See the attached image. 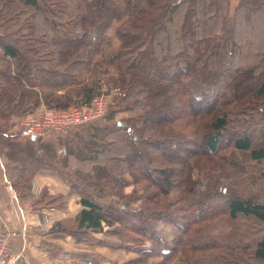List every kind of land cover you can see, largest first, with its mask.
Listing matches in <instances>:
<instances>
[{
    "label": "trees",
    "instance_id": "trees-1",
    "mask_svg": "<svg viewBox=\"0 0 264 264\" xmlns=\"http://www.w3.org/2000/svg\"><path fill=\"white\" fill-rule=\"evenodd\" d=\"M227 3L0 0V149L20 164L18 198L32 195L28 177L58 169L81 193L69 232L149 241L133 264L179 253L186 264H264V199L244 185L264 179V0L222 16ZM104 89L103 121L59 141L62 159L54 140L13 129L41 103L89 106ZM117 132L124 146L103 159ZM65 200L45 192L36 202ZM152 220L173 228L172 249L162 251ZM229 226L249 239L220 240Z\"/></svg>",
    "mask_w": 264,
    "mask_h": 264
},
{
    "label": "crops",
    "instance_id": "crops-1",
    "mask_svg": "<svg viewBox=\"0 0 264 264\" xmlns=\"http://www.w3.org/2000/svg\"><path fill=\"white\" fill-rule=\"evenodd\" d=\"M12 167L0 155V231L5 228L20 231L11 244L12 258H19L24 264H133L142 251L152 249L149 241L126 242L105 232H92L83 240L72 235L64 223L82 208L81 193L70 189L58 169H42L29 181L30 198L34 199L38 186H42L44 193L63 195L66 200L62 207L41 202H36L38 206L31 205L18 198L12 186ZM59 223L64 229L54 226ZM151 225L163 240L162 251L172 249L169 225L156 220ZM155 259L158 264L163 255H155ZM171 264L186 262L178 254Z\"/></svg>",
    "mask_w": 264,
    "mask_h": 264
},
{
    "label": "rangeland",
    "instance_id": "rangeland-1",
    "mask_svg": "<svg viewBox=\"0 0 264 264\" xmlns=\"http://www.w3.org/2000/svg\"><path fill=\"white\" fill-rule=\"evenodd\" d=\"M237 2H238V0H228V3L226 4V8L223 9L222 16H225V15H228V14H232L235 11V7L237 5ZM258 22L260 23V17H259ZM102 93H103V95L106 98V108H105V111H104V115H105L106 112H107V108H108L107 107L108 106V101L110 100V97L112 95L110 96V94H107L105 89L102 91ZM72 106H74V105H72ZM79 106H81V105H79ZM82 107H85V106H82ZM46 110H48V111L51 110V111H54V112L55 111H59V110H55L53 108H49L45 104L41 103L33 110L34 112H31L29 114L22 115V116H19V117L15 118L14 119L15 120V122H14L15 125H14L13 129L14 130H20L21 129L23 131V129H22L20 123H19V120L21 121L24 118L26 119V118H30V117L31 118L32 117L41 118V116L46 112ZM125 114H128V112H122V113H120L119 116H122V115H125ZM103 116H101L96 121H94V122H92V123H90L88 125H91V124H97L98 125V124H100L103 121V119H102ZM88 125L70 127V128H66V129H64L62 131L55 132V133L41 132L39 134H41V137L43 139H52V140H54L55 148H56V151H57L56 152L57 153V157L62 159V158H64L66 156V154L59 153V149L66 148V144L62 143V142H59V141H62V140H65V139H70V137L74 136V133H76L78 131L85 133L84 128H86ZM26 136H27L26 133L23 131L21 138L24 139ZM111 138H112V141H111L109 147L101 154L103 159H106V158H108V157H110L112 155H115V154L119 153V151L122 149V146H124V137H123V134L121 132H117V133L113 134ZM0 155L4 159V161H5V163L7 165L13 166L12 169L14 170L13 171L14 181H17L18 178L20 177V169H19V165L20 164L15 162V161H11V160L7 159L4 156V154L2 153L1 149H0ZM72 165H75L74 168L79 166L80 168L84 169V171H87V169H90V167H91V163L89 161L85 163V162H82V161L81 162L75 161L74 159H71V166ZM202 175L203 174L201 173L200 176H202ZM34 177H35V175L33 177H28V179H27L28 184H29V181L33 180ZM246 178L247 179L244 181V185L247 187V189L250 192H253V193L257 194L260 198L264 199V179L263 180H258L256 178L255 173H253L251 176H248ZM124 180L127 183L126 184V188L124 189V193H130L132 191V178H131V176L129 174H126ZM37 190H38V194L36 195V197L34 199H31V198L25 196L23 201H27L31 205L38 206V204L36 203L35 200H36V198L40 197L44 193V191H43L42 186H38ZM139 203L140 202H138L137 204H139ZM75 216L73 218L69 219L67 221V223H64V225L66 226L67 229H75L76 228V224H75L76 222L74 220ZM156 221H158V220H156ZM159 222H163L165 224H168V223H166L164 221H159ZM169 227L171 228L169 234L172 235V237H173L174 236L173 228L170 225H169ZM218 236H219L220 240L229 241V242L239 241V240H242V239L243 240L249 239V235L243 229L240 230V229L236 228L235 231H232V228L230 226L227 227V228H224V230H222V232ZM179 254H182V253H179ZM182 256H183V254H182ZM183 258H184V256H183ZM146 259L147 260H145V262L143 264H156L155 255L151 256L150 258H146ZM184 261H185V258H184Z\"/></svg>",
    "mask_w": 264,
    "mask_h": 264
},
{
    "label": "built area",
    "instance_id": "built-area-1",
    "mask_svg": "<svg viewBox=\"0 0 264 264\" xmlns=\"http://www.w3.org/2000/svg\"><path fill=\"white\" fill-rule=\"evenodd\" d=\"M106 98L100 94L93 98L89 106H71L67 110L48 111L41 118H24L19 123L26 134L41 132L55 133L66 128L88 125L104 115ZM59 153L66 154V148L59 149ZM20 231L14 228H5L0 231V264H24L19 258H12L10 250L14 238Z\"/></svg>",
    "mask_w": 264,
    "mask_h": 264
},
{
    "label": "bare ground",
    "instance_id": "bare-ground-1",
    "mask_svg": "<svg viewBox=\"0 0 264 264\" xmlns=\"http://www.w3.org/2000/svg\"><path fill=\"white\" fill-rule=\"evenodd\" d=\"M100 94V93H99Z\"/></svg>",
    "mask_w": 264,
    "mask_h": 264
}]
</instances>
